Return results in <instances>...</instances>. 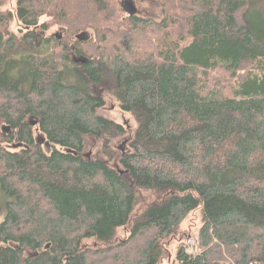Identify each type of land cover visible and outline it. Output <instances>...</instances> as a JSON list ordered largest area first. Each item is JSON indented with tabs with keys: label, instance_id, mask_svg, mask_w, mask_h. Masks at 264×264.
Masks as SVG:
<instances>
[{
	"label": "trees",
	"instance_id": "16d2710c",
	"mask_svg": "<svg viewBox=\"0 0 264 264\" xmlns=\"http://www.w3.org/2000/svg\"><path fill=\"white\" fill-rule=\"evenodd\" d=\"M8 1L0 264H264V0H154L158 19L119 0ZM106 97L134 121L125 153L102 140L125 130Z\"/></svg>",
	"mask_w": 264,
	"mask_h": 264
},
{
	"label": "rangeland",
	"instance_id": "374dc122",
	"mask_svg": "<svg viewBox=\"0 0 264 264\" xmlns=\"http://www.w3.org/2000/svg\"><path fill=\"white\" fill-rule=\"evenodd\" d=\"M120 1V0H119ZM133 3L135 4L136 8H137V15L141 16V17H151V18H156L158 19L160 17V8L158 6V4L154 1V0H132ZM6 4L3 6V9L6 8H14V0L13 1H8L5 2ZM9 29L14 32V33H18L19 28L17 27V22H11V25L9 26ZM60 31L54 27L51 28L50 30H48V33L50 34H56L58 33L59 35H61V33H59ZM105 103L104 106L101 108L100 110V114H103L105 117L110 118L116 122H119L121 124V126L124 127V132L123 134H117L115 132H109L108 135L106 134L103 137V141H105L108 146H110L112 149L120 152V153H125L126 150H128V142H129V138H130V133L132 132L134 126V121H132V118L127 114V113H123L117 106L116 103L113 101V99H110L108 97L105 98ZM32 120V119H31ZM85 141V148H84V154L87 156H93V155H98L97 151H100V147L99 144L101 143L100 141H96L93 140V138L91 137H86V139H84ZM100 142V143H99ZM10 149V148H9ZM115 159V158H113ZM115 162V161H114ZM116 164V163H114ZM1 191H0V203H3L4 201V197L3 195H1ZM154 198V196H152L149 193H145L142 192L141 194H139V205L141 206L144 203H147V201L149 202L150 200H152ZM1 219V217H0ZM199 214L197 212H191V214H189L187 216V218L182 222L181 229L184 232H187L188 235H195L197 232V229L199 227ZM189 235V237L186 238L187 241V251L191 250L189 249V241L191 236ZM176 241L174 242L173 240L170 241L169 243V247H170V252L174 251L176 248ZM194 250V241H193V246H192V250ZM167 261H163L161 264H166Z\"/></svg>",
	"mask_w": 264,
	"mask_h": 264
},
{
	"label": "water",
	"instance_id": "95a60500",
	"mask_svg": "<svg viewBox=\"0 0 264 264\" xmlns=\"http://www.w3.org/2000/svg\"><path fill=\"white\" fill-rule=\"evenodd\" d=\"M120 3V6L122 8V11H124L125 13H127L128 15H136L137 14V8L135 6V4L133 3L132 0H122L119 2ZM85 33H80L77 35V39L81 38ZM60 37V35H58V38ZM76 61H85L86 59L82 56L78 57V58H75ZM36 120L35 119H30L29 121V124L30 126H34L36 124ZM2 130L4 131H8L9 130V127L8 126H3L2 127ZM35 143H38V144H42L46 150L49 149V143L44 139V137L41 135V134H37L36 137H35ZM20 143H17V144H14L13 147L14 148H18L20 147Z\"/></svg>",
	"mask_w": 264,
	"mask_h": 264
},
{
	"label": "built area",
	"instance_id": "2783aa9c",
	"mask_svg": "<svg viewBox=\"0 0 264 264\" xmlns=\"http://www.w3.org/2000/svg\"><path fill=\"white\" fill-rule=\"evenodd\" d=\"M189 249H191L192 250V246H193V239H190V241H189ZM191 250H189L188 252H192Z\"/></svg>",
	"mask_w": 264,
	"mask_h": 264
},
{
	"label": "flooded vegetation",
	"instance_id": "af4514ba",
	"mask_svg": "<svg viewBox=\"0 0 264 264\" xmlns=\"http://www.w3.org/2000/svg\"><path fill=\"white\" fill-rule=\"evenodd\" d=\"M120 1H122V0H120ZM120 1H119V2H120ZM136 15H137V14H136ZM72 58H73V57H72ZM73 60H75V58H74ZM30 119H31V118H30Z\"/></svg>",
	"mask_w": 264,
	"mask_h": 264
}]
</instances>
